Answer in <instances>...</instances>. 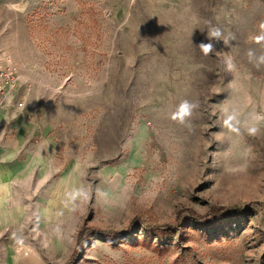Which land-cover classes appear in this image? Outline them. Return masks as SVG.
I'll return each instance as SVG.
<instances>
[{"label": "rangeland", "instance_id": "obj_1", "mask_svg": "<svg viewBox=\"0 0 264 264\" xmlns=\"http://www.w3.org/2000/svg\"><path fill=\"white\" fill-rule=\"evenodd\" d=\"M258 37L264 0H0L32 127L0 264H264Z\"/></svg>", "mask_w": 264, "mask_h": 264}, {"label": "crops", "instance_id": "obj_2", "mask_svg": "<svg viewBox=\"0 0 264 264\" xmlns=\"http://www.w3.org/2000/svg\"><path fill=\"white\" fill-rule=\"evenodd\" d=\"M28 125L22 110H13L8 104L0 109V228L10 223L14 213H21L22 210L16 202L19 182L13 180L21 179L27 171L24 157L32 131ZM26 183L21 181L24 187Z\"/></svg>", "mask_w": 264, "mask_h": 264}, {"label": "built area", "instance_id": "obj_3", "mask_svg": "<svg viewBox=\"0 0 264 264\" xmlns=\"http://www.w3.org/2000/svg\"><path fill=\"white\" fill-rule=\"evenodd\" d=\"M16 71V66L0 64V109L6 104L11 109L18 111L25 107L22 96L19 95L15 100H12L17 87Z\"/></svg>", "mask_w": 264, "mask_h": 264}, {"label": "clouds", "instance_id": "obj_4", "mask_svg": "<svg viewBox=\"0 0 264 264\" xmlns=\"http://www.w3.org/2000/svg\"><path fill=\"white\" fill-rule=\"evenodd\" d=\"M221 33L218 29H213L211 30L208 35H207V38L209 40V43H203L201 42L198 46L200 48V50L202 51V53L207 56L209 55L210 53H212L214 51V44L211 42L212 40H219V37H220ZM258 40L260 39H264V37H258L257 38ZM252 53L249 52V56H251ZM260 60L261 61H264V55H262L260 57ZM229 67L231 68L232 65L231 63L229 62ZM192 107H194L193 105L189 104L187 101H184L183 103H181L177 109V111L175 112V114L173 115V119L174 120H179L181 123L184 122V119L185 117L187 116H190L191 115V109ZM229 119H234V117H229ZM251 133H255L256 129L255 128H252L249 130Z\"/></svg>", "mask_w": 264, "mask_h": 264}, {"label": "trees", "instance_id": "obj_5", "mask_svg": "<svg viewBox=\"0 0 264 264\" xmlns=\"http://www.w3.org/2000/svg\"><path fill=\"white\" fill-rule=\"evenodd\" d=\"M81 233H82V229L77 232V238H79V236H80Z\"/></svg>", "mask_w": 264, "mask_h": 264}]
</instances>
